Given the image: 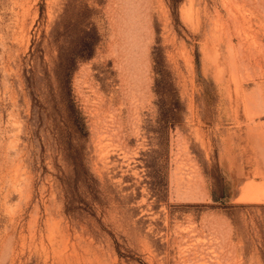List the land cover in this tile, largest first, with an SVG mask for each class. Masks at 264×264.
Returning a JSON list of instances; mask_svg holds the SVG:
<instances>
[{
	"label": "rangeland",
	"instance_id": "1",
	"mask_svg": "<svg viewBox=\"0 0 264 264\" xmlns=\"http://www.w3.org/2000/svg\"><path fill=\"white\" fill-rule=\"evenodd\" d=\"M0 264H264V0H0Z\"/></svg>",
	"mask_w": 264,
	"mask_h": 264
},
{
	"label": "bare ground",
	"instance_id": "2",
	"mask_svg": "<svg viewBox=\"0 0 264 264\" xmlns=\"http://www.w3.org/2000/svg\"><path fill=\"white\" fill-rule=\"evenodd\" d=\"M254 188V187H253ZM256 193V192H255ZM258 193V192H257ZM263 194V193H262ZM261 195V194H260ZM254 197H256V196H254ZM253 198V197H252ZM254 199V198H253Z\"/></svg>",
	"mask_w": 264,
	"mask_h": 264
},
{
	"label": "trees",
	"instance_id": "3",
	"mask_svg": "<svg viewBox=\"0 0 264 264\" xmlns=\"http://www.w3.org/2000/svg\"><path fill=\"white\" fill-rule=\"evenodd\" d=\"M71 102V100H69Z\"/></svg>",
	"mask_w": 264,
	"mask_h": 264
}]
</instances>
